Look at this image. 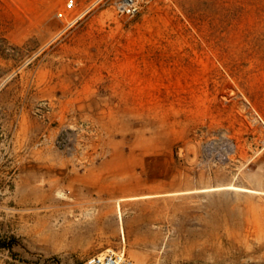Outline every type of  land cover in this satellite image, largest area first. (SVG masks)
Listing matches in <instances>:
<instances>
[{
    "label": "rangeland",
    "instance_id": "1",
    "mask_svg": "<svg viewBox=\"0 0 264 264\" xmlns=\"http://www.w3.org/2000/svg\"><path fill=\"white\" fill-rule=\"evenodd\" d=\"M117 1L67 26L57 0H0V264L105 250L83 248L91 168L151 152L189 155L207 190L138 202L128 259L264 264V0H139L132 18Z\"/></svg>",
    "mask_w": 264,
    "mask_h": 264
},
{
    "label": "crops",
    "instance_id": "2",
    "mask_svg": "<svg viewBox=\"0 0 264 264\" xmlns=\"http://www.w3.org/2000/svg\"><path fill=\"white\" fill-rule=\"evenodd\" d=\"M74 1L75 8L83 9L93 0ZM65 2L57 0L63 6ZM192 161L189 155L171 152L122 153L93 165L96 176L82 204L92 236L83 248L123 251L129 240L145 239L137 236L146 227L145 220H136L138 202L160 209L161 203L177 202L183 194L207 190Z\"/></svg>",
    "mask_w": 264,
    "mask_h": 264
},
{
    "label": "built area",
    "instance_id": "3",
    "mask_svg": "<svg viewBox=\"0 0 264 264\" xmlns=\"http://www.w3.org/2000/svg\"><path fill=\"white\" fill-rule=\"evenodd\" d=\"M90 4L87 10L91 7ZM75 8L74 0H66L63 8L57 12V17L60 19H68L67 26H70L74 20L78 18L77 15H70ZM115 12L118 16L132 18L135 16L141 4L139 0H118L115 5ZM81 264H135L128 259L124 251L104 250L93 253L87 256Z\"/></svg>",
    "mask_w": 264,
    "mask_h": 264
},
{
    "label": "bare ground",
    "instance_id": "4",
    "mask_svg": "<svg viewBox=\"0 0 264 264\" xmlns=\"http://www.w3.org/2000/svg\"><path fill=\"white\" fill-rule=\"evenodd\" d=\"M37 218H39V217L37 216ZM26 233L29 236L39 237L42 240H51L53 243L55 242V239H52V236L54 235V233H56V231L53 233V231L51 229H47L45 226L40 225L39 227H35V229H32V230L28 229V231H26Z\"/></svg>",
    "mask_w": 264,
    "mask_h": 264
}]
</instances>
